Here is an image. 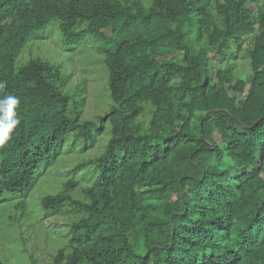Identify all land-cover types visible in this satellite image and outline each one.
I'll list each match as a JSON object with an SVG mask.
<instances>
[{"label":"trees","instance_id":"1","mask_svg":"<svg viewBox=\"0 0 264 264\" xmlns=\"http://www.w3.org/2000/svg\"><path fill=\"white\" fill-rule=\"evenodd\" d=\"M51 24L64 47L101 42L110 104L92 121L82 82L17 63ZM244 38L241 77L225 56ZM213 57L225 65L211 74ZM0 83L21 121L0 144V198L25 197L66 143L83 150L108 128L40 200L66 218L49 264H264V0H0Z\"/></svg>","mask_w":264,"mask_h":264},{"label":"rangeland","instance_id":"2","mask_svg":"<svg viewBox=\"0 0 264 264\" xmlns=\"http://www.w3.org/2000/svg\"><path fill=\"white\" fill-rule=\"evenodd\" d=\"M103 34L109 35V32L105 31ZM35 40L24 47L17 63L37 58L53 65H60L65 74H71L67 86L69 89L77 82H82L84 107L81 120L84 118V121L88 119L92 121L103 113L107 107L108 93L104 90L106 72L96 51L101 48V42L92 37H85L69 48L64 47L54 24L40 31ZM248 47L249 40L244 38L241 45L227 52L225 56V59L231 60L235 73L241 77L248 70L247 60L243 56ZM216 64L223 67L225 61H220L216 57L211 58V74ZM108 102L110 104L109 98ZM107 136L108 128L104 125L94 141L87 144L83 150L72 142L66 143L53 163L41 166L36 174V181L25 197L5 195L0 198V260L3 264H29L28 257L33 258L36 264H49L51 255L66 236V218L60 215L45 218L39 205L40 200L46 195L58 192L67 173L73 170L78 162L86 158L93 159L100 154ZM222 168L232 170V164L225 160ZM86 170L87 168H82L78 172ZM232 186L236 190L233 184ZM18 204L24 205L21 218H18L21 212L15 210Z\"/></svg>","mask_w":264,"mask_h":264},{"label":"clouds","instance_id":"3","mask_svg":"<svg viewBox=\"0 0 264 264\" xmlns=\"http://www.w3.org/2000/svg\"><path fill=\"white\" fill-rule=\"evenodd\" d=\"M4 87L0 83V88ZM19 104L20 99L15 95L5 94L0 98V144L6 143L21 123L16 111Z\"/></svg>","mask_w":264,"mask_h":264}]
</instances>
